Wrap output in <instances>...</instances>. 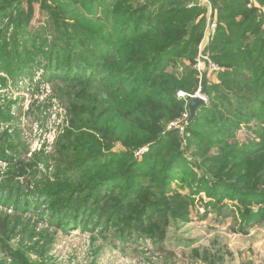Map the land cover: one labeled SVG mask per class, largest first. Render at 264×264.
<instances>
[{
    "label": "trees",
    "instance_id": "trees-1",
    "mask_svg": "<svg viewBox=\"0 0 264 264\" xmlns=\"http://www.w3.org/2000/svg\"><path fill=\"white\" fill-rule=\"evenodd\" d=\"M189 1L0 0V11L7 9L9 18L0 29V69L17 72L41 55L48 80L78 88L71 93L81 102L72 105L79 109L75 120L118 138L126 147L115 153L110 145L62 167L59 162L69 153L78 154L93 142L66 131L65 153L54 157L60 184L40 191L51 199L50 214L58 223L65 217L67 224L86 227L88 220L96 217L100 224L106 217L104 231L113 228L121 240L132 234L155 238V232L162 238L169 217L182 221L189 214L191 197L171 193L172 179L181 184L189 180L191 194L202 190L213 199L239 201L246 222L264 223V206L257 211L248 206L264 203V16L249 0H210L217 29L208 51L224 69L217 74L218 83L207 85L202 80L207 75L200 81L197 71L183 61L194 59L205 24L202 9L187 8ZM257 2L264 8V0ZM35 4L42 17L37 29L30 25ZM10 24L7 42L4 31ZM198 88L207 102L196 107L189 121L188 95ZM178 90L187 98H178ZM184 112L188 136L182 147L178 128L165 126ZM103 113L108 119L99 127L85 122H99ZM113 116L121 120L110 129ZM252 121L259 141L228 143L241 124ZM145 146L139 160L134 151ZM214 146L216 153L210 152ZM190 150L194 162L186 156ZM192 166L199 167L200 174ZM16 171L7 173L0 190L21 192ZM73 178L77 185L70 184ZM9 234L6 216L0 215L4 250L9 249Z\"/></svg>",
    "mask_w": 264,
    "mask_h": 264
},
{
    "label": "rangeland",
    "instance_id": "rangeland-1",
    "mask_svg": "<svg viewBox=\"0 0 264 264\" xmlns=\"http://www.w3.org/2000/svg\"><path fill=\"white\" fill-rule=\"evenodd\" d=\"M255 3L259 5L257 0ZM35 9L30 24L33 29H37L42 21L37 4ZM7 11H0V29L3 30L9 19L5 14ZM12 28L10 24L4 31L7 42H10ZM183 61L186 65H193V60ZM4 69H0V152L3 150L0 156L12 160L9 162L0 158V182L9 171L18 169L20 172L16 171L15 181L22 190L17 195L0 190V215L6 216L10 233L6 239L9 249L0 247V264H21V261L29 264H264V223L246 222L242 214L245 207L239 201L213 199L202 190L191 194L189 180L182 184L179 179L171 180V193L191 197L187 206L189 214L182 221L169 217L162 238L155 232L151 235L156 239L132 234L130 239L121 240L114 234L113 228L104 231L106 217L101 219L100 224L95 223L94 217L87 221L86 227L67 224L63 221L65 217H61L62 223H58L56 217L50 214L54 211L49 206L51 199L40 191L60 184L54 175L57 171L54 157L60 159L65 153V144H69L64 135L66 131L70 130L81 140L90 139L93 142L91 146L78 150V154L69 153L68 159L63 158L64 162L58 161L62 167L74 165L86 154L104 150L110 145L115 153L125 151L126 147L118 138L108 137V134L103 136L96 129L75 120V112L79 109L72 105L81 102L71 93L78 88L55 79L48 80L49 72L41 55L31 60L30 65L20 66L17 72ZM204 75H198L200 81ZM202 80L207 85L219 82L214 74H208ZM181 93L185 92L177 91L178 98H187L188 94L181 96ZM82 103L88 106L90 101ZM107 114H101L99 122H85L99 127L108 119ZM120 120L113 116L109 128ZM183 121L182 114L180 118L167 122L165 127L166 130L178 128L182 147H185L188 133L186 130L184 133ZM255 130L257 127L253 121L241 124L228 143L259 141ZM117 131L122 133V130ZM146 149V146L136 149L134 155L141 160ZM216 150L214 146L210 152L216 153ZM196 154L200 157L199 153ZM186 156L194 162L191 150ZM192 168L200 174L199 167ZM71 180V185L79 182L76 178ZM61 184L64 183L61 181ZM194 184L191 181V185ZM261 205L264 206V203L248 206L257 211ZM13 252L18 253V257Z\"/></svg>",
    "mask_w": 264,
    "mask_h": 264
},
{
    "label": "built area",
    "instance_id": "built-area-1",
    "mask_svg": "<svg viewBox=\"0 0 264 264\" xmlns=\"http://www.w3.org/2000/svg\"><path fill=\"white\" fill-rule=\"evenodd\" d=\"M249 2H253V5L256 6L258 11L264 15L263 7L256 4L254 0H249ZM194 6L202 9L205 24L201 39L197 45V51L193 59L192 66L197 71L199 77H201L203 74L217 75L218 73L223 71V68L213 61L208 51V47L211 43V40L213 39L214 32L217 29V23L214 17V8L210 0H191L187 4V8H192ZM199 92L200 88L197 90L196 94L191 95L190 97H194L196 95L201 97L203 99V102H207L205 95L199 94ZM184 94L185 93H181V96H184ZM187 116L188 114L185 112L183 114V119L185 120Z\"/></svg>",
    "mask_w": 264,
    "mask_h": 264
},
{
    "label": "water",
    "instance_id": "water-1",
    "mask_svg": "<svg viewBox=\"0 0 264 264\" xmlns=\"http://www.w3.org/2000/svg\"><path fill=\"white\" fill-rule=\"evenodd\" d=\"M203 104V99L199 96L192 97L188 102L189 121L195 114V109L198 105Z\"/></svg>",
    "mask_w": 264,
    "mask_h": 264
}]
</instances>
